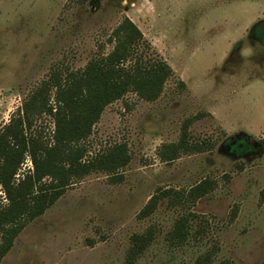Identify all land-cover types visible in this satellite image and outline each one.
<instances>
[{
    "label": "rangeland",
    "instance_id": "1",
    "mask_svg": "<svg viewBox=\"0 0 264 264\" xmlns=\"http://www.w3.org/2000/svg\"><path fill=\"white\" fill-rule=\"evenodd\" d=\"M125 17L150 45L143 60L159 57L173 75L156 101L127 93L106 106L79 146L87 161L125 145L129 162L116 177L74 178L0 264H127L132 237L147 231L133 264H264V0H0V129L46 82L54 112L52 76L109 53ZM31 130L51 143L53 117ZM184 130L187 150L164 162ZM24 159L15 180L32 170ZM181 218L187 237L173 244Z\"/></svg>",
    "mask_w": 264,
    "mask_h": 264
},
{
    "label": "trees",
    "instance_id": "2",
    "mask_svg": "<svg viewBox=\"0 0 264 264\" xmlns=\"http://www.w3.org/2000/svg\"><path fill=\"white\" fill-rule=\"evenodd\" d=\"M77 1L85 3L87 0ZM112 38V50L92 58L84 69L63 77L59 74L52 76L54 83L51 86L56 91L54 112L48 106L50 85L46 82L0 129V187L7 201L0 206V261L18 234L50 208L74 178H82L94 171L110 172L112 177H116L115 172L127 165L129 157L125 145H114L90 160H82L84 150L79 145L91 134L105 107L127 93H134L146 102L156 101L165 82L173 75L170 66L159 57L151 62L143 60L151 48L129 18L125 17L113 30ZM45 112L54 121L51 143L44 142L31 130L34 118ZM185 137L184 130L178 144L165 147L164 162L174 161L180 151L187 150ZM26 154L31 160L32 170L22 179L15 180ZM208 185L207 182L198 184L190 195L194 199L202 197ZM155 205L156 198L152 197L139 216H149ZM168 237L173 244L185 241L184 218L175 223ZM152 239L151 231L134 235L126 263L133 264Z\"/></svg>",
    "mask_w": 264,
    "mask_h": 264
}]
</instances>
